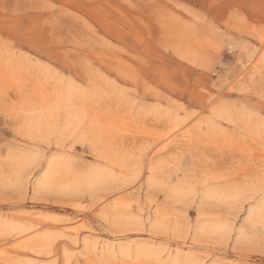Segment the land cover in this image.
<instances>
[{
    "label": "rangeland",
    "instance_id": "rangeland-1",
    "mask_svg": "<svg viewBox=\"0 0 264 264\" xmlns=\"http://www.w3.org/2000/svg\"><path fill=\"white\" fill-rule=\"evenodd\" d=\"M0 264H264V0H0Z\"/></svg>",
    "mask_w": 264,
    "mask_h": 264
}]
</instances>
